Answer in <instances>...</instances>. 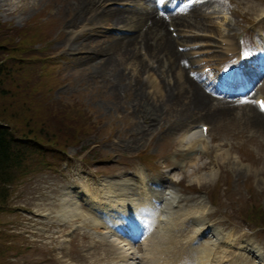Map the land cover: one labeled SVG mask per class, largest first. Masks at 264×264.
Returning <instances> with one entry per match:
<instances>
[{"label":"rangeland","instance_id":"1","mask_svg":"<svg viewBox=\"0 0 264 264\" xmlns=\"http://www.w3.org/2000/svg\"><path fill=\"white\" fill-rule=\"evenodd\" d=\"M243 3L253 16L264 12V0L259 4L257 0H243ZM217 6L223 16L212 17L210 24L207 16L211 13L195 19L203 25L201 28L222 34L234 17H230L223 1ZM113 12L97 0H0L1 81L3 78L0 121L15 126L21 135L47 145L45 158L34 155L33 160L28 159V172L9 186L5 198V194L0 198V205L4 207L0 212V264H56L50 262L49 255L45 257L46 248L35 243L44 238L36 234L31 241L20 236L26 231L31 236L29 227L33 226V218L38 222V215H47V209L59 207L56 202L60 191L56 188L65 182L53 172L62 170V165H52L51 171L48 166L37 169L34 164L71 161L72 165L95 171L98 176H104L105 171L119 176L122 173L119 165L134 156L138 147L156 149L165 142L166 139L161 140L155 133L160 125L169 124L163 119L167 115L174 116L173 122H182L181 116L193 123L203 119L210 124L215 139L212 150L216 163L206 164L205 158L197 157L201 140L176 162L175 166L187 167L183 175L178 173L186 178L178 186L188 192L187 196L212 191L214 196L210 199L214 206L209 211V220L227 233L251 237L264 248V119L240 109L229 114L215 111L212 116L195 109L193 117L186 118L170 106L160 117L157 100L143 85L154 77L165 80L167 64L160 61L152 69L139 58L144 42L139 33L127 39H115V28L110 26L116 20L110 15ZM86 21L91 22L89 27L83 26ZM122 43L129 44L137 55L131 58L122 49L115 53ZM106 53L114 56L102 59ZM44 55L50 59V70L46 72L57 74L58 79L40 80V86L34 90L36 70L41 67L39 57ZM43 69L44 64L40 71ZM141 91L142 100L139 99ZM188 95L193 100L192 91ZM188 106L193 110L192 101ZM254 118L257 123L253 122ZM186 123V128L176 125L181 134L161 151L176 149L174 156H179L185 147L179 143L180 137L193 124ZM114 146L122 150L111 157L107 151L116 150ZM196 164H204L196 172L198 176L206 174L200 182L188 175ZM193 182L200 189L196 193L190 192L187 186ZM20 208L32 211L33 215H26ZM54 234L55 239L61 233ZM52 235L46 233L45 238ZM53 242L56 246V240ZM67 245L61 249V255L55 256L59 257L57 264H106L110 257L116 258L109 253L111 250L102 249L97 253L84 252L81 258L71 249L74 245ZM105 254L110 257H104Z\"/></svg>","mask_w":264,"mask_h":264},{"label":"bare ground","instance_id":"2","mask_svg":"<svg viewBox=\"0 0 264 264\" xmlns=\"http://www.w3.org/2000/svg\"><path fill=\"white\" fill-rule=\"evenodd\" d=\"M152 16H150V20L152 23H154L155 25L159 24L161 21H164L163 18L158 17L156 14H158L157 10L156 13L152 12L150 13ZM160 16V15H159ZM78 20V19H76ZM154 36H157L155 34H153ZM166 38V42H168L166 44V48L168 50V52H171L172 56L176 57V52H174L173 46L171 45V43L169 42V38L167 36L166 33H163L162 38ZM165 42V43H166ZM164 42H161L158 44V47L160 46L161 49L163 50L162 53H165V47L163 45ZM228 46L234 48L235 47V42H233L232 40H229L228 42ZM172 48V49H171ZM126 52L128 53V55L131 58H134L137 54H135V56H131L133 53L129 52L128 50H126ZM172 57V59H174L176 61V59ZM171 59V60H172ZM172 62V61H171ZM195 62V61H194ZM171 67L173 68V64L171 63ZM166 87H161L159 85H156L155 88L151 91V94L153 95V98L156 99L157 104H166L169 105L171 110L173 111H178L181 115L184 114L186 115V118H192L193 115L195 114V109H197L200 112H204L205 115L209 114L210 116H212L215 111H224L223 109H217V108H212L211 104H213L212 99L202 93L200 90H198L197 88L193 89V100L191 99L192 97H190L188 94L187 90L183 89V86L180 85L179 86V90L180 93L178 96L176 95H167L166 97H162L163 96V90H166ZM169 89H172L171 86L169 87ZM159 97H161V99H159ZM160 101V102H159ZM192 101V103L194 104L193 110H191L188 106V104ZM211 106V107H210ZM164 108V107H163ZM228 109V108H225ZM226 111V110H225ZM226 113H230V111H226ZM190 114V115H189ZM257 114H260L257 110H253V116L255 117ZM261 115V114H260ZM262 116V115H261ZM263 118V117H262ZM264 119V118H263ZM254 123H257L258 121L254 118L253 119ZM187 145L191 146V144L193 142L198 143V138H200V134L197 131H192L190 133H188L187 137ZM183 141H185V137L183 138ZM197 171H192V174H190L191 177L194 176V174H196ZM204 175H195L196 178L199 181H203L204 179ZM84 178V176H83ZM123 181H121L120 183H116L113 179H106L105 181H102L100 184H98V188H102V195L98 196L95 193H91L90 190L88 189V187L85 190L87 197V200L89 203H91L92 205H105L106 206V212L110 213L111 208L113 207H117V208H122V209H126L127 210V206L129 205H136V204H140L141 201L134 197L133 193H130V182L126 179H122ZM119 180H117L118 182ZM165 182H168L165 179L161 180V187L160 188H153V187H148V180L147 177L145 175H141L140 178V183H141V188L140 190H138V194H141L144 196V200L146 201H152L154 199V197L156 198H162L164 201H168L167 205L164 206L163 208V212L162 215H169L171 214L172 217L174 216L175 213H177L180 217H183L182 220L187 221L189 219V217H193L194 219H197L199 221V223H203V213L206 211L207 205L205 204V200L203 197L199 198L198 200L195 201H191L189 202L187 200V198H185L184 196H182V194H180V189L176 188L175 185H171L168 186L166 184H164ZM70 193V192H68ZM102 199H106L107 202L110 204V206L103 204ZM75 201V199H74ZM59 204L60 207L57 209L58 212V219L60 221L63 220H71V219H75L77 216L81 215L82 217H85V215L83 214V206L73 202L72 198H70L68 196V194H66L65 192L61 193L59 195ZM113 211H116L115 209H113ZM113 215V213L111 214ZM165 221H163L162 224L166 225V228H168L170 226L171 221L167 218H164ZM127 224H130V222L127 221ZM100 229V228H99ZM97 229V230H99ZM198 229V227H197ZM206 228H199L197 231H199V233L202 231L205 232ZM97 230H95L97 232ZM196 230H194L193 232H195ZM215 231V230H214ZM216 233L218 232L219 235L222 234V230L219 231H215ZM218 235V236H219ZM98 239H101V236L97 235ZM235 237V236H234ZM234 237H229V236H225L223 237V240H220V236L216 238V240L212 243L207 242L206 246L203 247V249H205L204 254L202 255L201 259H200V264H211V261L214 259L217 260H223L225 262H229L230 264V260L233 262H236L237 264H250L248 262L247 259L244 258L243 253H240L239 256H237L234 260L231 257H227L226 254L223 251H220L216 248H220L221 244H226V243H231L234 244L236 246H238V249H242L244 250V253H249L250 255H252L253 253H255L257 255V258H259V261H257V264H264V249L263 251L261 250L260 247H257L255 245V243H252L250 241H246V240H242L240 241V236H238V238H234ZM109 241L112 242L113 244H115L116 246L121 248V253L122 255H124L127 252V256L132 255V253H134L131 249H134L133 245H131V242L129 241H125L124 243L121 241H119V237H116L114 235L109 236ZM190 235H188V238L185 240H189ZM103 245L105 246L106 242H108L107 240H101ZM123 243V244H122ZM164 242H160L156 248L149 246L148 248L145 249L144 251V255L148 258L149 262H155L156 258L158 257V253H166V256L168 259L172 260V253H171V246L168 245H163ZM122 244V245H121ZM127 244H129L130 248L127 247L126 249L123 248L122 246H126ZM215 245L216 248H213L211 245ZM237 248V247H236ZM137 253V251L135 252V254ZM134 255V254H133ZM126 257V256H125ZM125 260V259H123ZM151 260V261H150ZM134 262V257L131 258V261L129 263V261H116L113 264H131ZM225 264V263H224ZM227 264V263H226Z\"/></svg>","mask_w":264,"mask_h":264},{"label":"trees","instance_id":"3","mask_svg":"<svg viewBox=\"0 0 264 264\" xmlns=\"http://www.w3.org/2000/svg\"><path fill=\"white\" fill-rule=\"evenodd\" d=\"M0 65V75L2 74V69ZM3 82V78L0 83ZM18 129L9 124L6 121H0V198L2 194L4 198L8 193L6 186L14 182L19 176V170H23L25 167L23 163L26 160L27 143H17L15 141V132ZM2 201V200H0ZM1 208V205H0Z\"/></svg>","mask_w":264,"mask_h":264},{"label":"snow or ice","instance_id":"4","mask_svg":"<svg viewBox=\"0 0 264 264\" xmlns=\"http://www.w3.org/2000/svg\"><path fill=\"white\" fill-rule=\"evenodd\" d=\"M260 104H261V107H264V101H261Z\"/></svg>","mask_w":264,"mask_h":264}]
</instances>
